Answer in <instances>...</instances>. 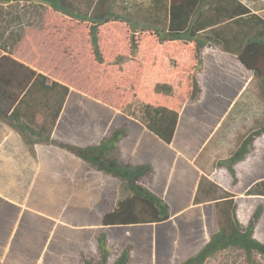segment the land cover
<instances>
[{"label": "rangeland", "instance_id": "obj_1", "mask_svg": "<svg viewBox=\"0 0 264 264\" xmlns=\"http://www.w3.org/2000/svg\"><path fill=\"white\" fill-rule=\"evenodd\" d=\"M245 1L251 14L264 21V1ZM14 5L20 18L16 30L22 39L29 28L41 27V37L28 40L42 60V71L71 89L56 138L88 146L127 129L114 157L123 164L152 166L153 172L140 183L169 204L171 219L161 225L105 227L102 218L115 207L120 182L64 150L41 147L39 158L25 165L23 173L0 166L1 264H82L83 256L100 264L102 234L110 250L107 264H115L129 245L133 247L130 264H181L196 255L218 229L212 202L194 204L202 176L219 187V194L227 191L237 198L243 224L253 219L256 209L264 205L263 196L252 195L254 185L264 181V136L255 141L247 159L235 166L236 180L219 165L248 134L264 125L259 84L234 54L211 42L213 46L202 51L200 64L195 44L160 43L155 34L145 32L136 34L139 48L132 54L129 26L111 22L99 29L103 56L99 63L89 24L49 13L47 8L34 13L36 9L27 2ZM168 7L169 0H116L118 13L137 21H159L163 28L169 22ZM254 16L244 18L254 21L248 23L251 32L258 27ZM31 50L30 43L24 45L20 55ZM146 74L174 82L172 99L147 96L178 111L170 145L121 113L135 90L141 95ZM192 78L200 86L195 102L188 96ZM256 237L264 242V212ZM208 264H264V256L254 254L249 259L244 251L230 249Z\"/></svg>", "mask_w": 264, "mask_h": 264}, {"label": "trees", "instance_id": "obj_2", "mask_svg": "<svg viewBox=\"0 0 264 264\" xmlns=\"http://www.w3.org/2000/svg\"><path fill=\"white\" fill-rule=\"evenodd\" d=\"M0 0V11L3 5L27 2L38 3L50 8L55 14L89 24V37L93 53L99 63L103 56L99 45V29L111 22H121L129 26L132 32V54L138 50L136 34L145 32L155 34L160 43L181 42L195 44L196 57L202 63V51L211 47V42L222 46L226 53L234 54L238 61L255 76L264 103V21H259L251 14L250 9L238 0H169L168 25L161 27V23L152 21H137L130 15H123L116 11V0ZM264 1V0H263ZM254 16L258 27L251 32L247 17ZM252 17V18H254ZM259 24L261 26H259ZM231 26H235L231 28ZM258 28V29H257ZM239 29V30H237ZM257 32L254 34V31ZM13 49L22 40L17 34ZM10 65V78L0 81V118L10 119L17 129L30 153L35 157L36 144L42 143L64 150L88 164L94 170L117 179L120 182L119 198L115 207L102 218L105 227H136L151 226L167 223L171 219L169 204L159 195L143 186L140 182L148 173L153 172L152 166L123 164L114 157L119 151L120 144L128 134L127 129L115 131L110 138L100 142L79 146L60 142L53 138V132L64 111L71 89L68 85L51 80L47 75L38 74L24 64L10 58H4ZM8 75V73H7ZM158 78V77H154ZM153 76L145 75V84L140 87L141 95L135 90L130 102L121 113L136 121L154 134L162 142L172 144L177 125L178 111L165 107L158 101L147 99L148 94L158 98L167 96L172 99L174 94L173 80H157ZM191 91L189 99L197 101L200 86L196 78L190 80ZM13 88L15 91H13ZM144 88V89H143ZM23 95V97H22ZM264 136V125L253 130L240 144L233 155L219 162L236 180L235 166L247 159L254 147L255 141ZM223 178L225 173L219 172ZM259 184V185H257ZM255 186V196L264 197V181ZM205 176L200 178L194 204L200 205L212 202L217 219V232L209 242L194 256L181 264H208L217 254L239 249L245 252L249 259L254 254L264 256V242L256 237L257 223L264 212V205H260L247 224H243L238 213L236 198L222 191ZM101 263L107 264L110 250L107 247V236L102 234L99 239ZM133 247L125 248L115 264H130ZM1 264V263H0ZM82 264H92L86 256L82 257Z\"/></svg>", "mask_w": 264, "mask_h": 264}, {"label": "crops", "instance_id": "obj_3", "mask_svg": "<svg viewBox=\"0 0 264 264\" xmlns=\"http://www.w3.org/2000/svg\"><path fill=\"white\" fill-rule=\"evenodd\" d=\"M238 1H240L244 6H246L248 9L251 10V8L249 7V3L247 1L245 0H238ZM16 3L3 5L4 7L2 6V10L0 11V62L2 66L4 65L10 70V65L4 59L5 57H10L24 64L25 66L31 68L38 74L47 75L45 72L42 71V60L40 59V57H38V55L35 54L33 50L34 48L33 43L28 40V37L29 38L33 36L41 37L42 31H39L41 28L40 26L29 28L27 32V37L25 39H22L17 45L18 46L17 49L19 51H17V49L16 50L13 49L14 44L17 43L16 40H18L17 39L18 31L16 30V27L18 26L17 23L20 21L19 20L20 18L17 15H15L14 12L15 9H13L15 6L14 4ZM18 3H22V2H18ZM27 4L31 5L29 6V8L36 9V11L34 10V13H37V11L42 10V8L44 9L47 8V11H49V13H54L50 8L46 7L45 5L38 3H27ZM29 43L32 49L31 53L25 54V56L23 57V55H20V48H22V46L24 45H28ZM3 68L2 69L0 68V81L2 80L4 81L5 79L10 78V72H7L8 73L7 75L6 71L3 70ZM13 91H15L14 88ZM64 111L62 112L58 124L53 132V138L56 140H58L56 138L57 137L56 135L59 126L61 124V121L63 119ZM41 147H53V146H46L42 143L36 144L35 146L36 156L34 157L30 153L29 147L26 144L21 133L13 127L12 121L10 119L0 118V166H10L13 169L15 168L16 171L23 173L24 170L23 167L25 165H30L36 157L39 158V150ZM2 174H4L3 171Z\"/></svg>", "mask_w": 264, "mask_h": 264}]
</instances>
